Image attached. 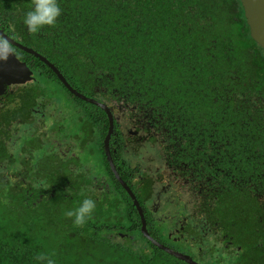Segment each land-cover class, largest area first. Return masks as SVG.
I'll return each instance as SVG.
<instances>
[{
  "label": "trees",
  "instance_id": "trees-1",
  "mask_svg": "<svg viewBox=\"0 0 264 264\" xmlns=\"http://www.w3.org/2000/svg\"><path fill=\"white\" fill-rule=\"evenodd\" d=\"M58 3L56 24L37 34L27 33L21 23L31 0H0V21L13 26L25 43L34 37L36 50L43 56L56 54L63 69L73 63L82 67L74 72L82 76L83 91L96 84L103 87L104 99L107 93L108 101L118 98L133 107L134 121L130 115L127 124H133L137 136H115L112 156L119 174H133L131 187L141 192H135V201L143 218L153 204L145 200L150 188L145 175L158 168L174 177L188 165L196 175L187 182L188 190H182L183 200H205L218 218L252 222L250 215L258 212L260 201L250 200L249 192L264 184V56L249 37L240 1ZM72 74L73 69L68 81H73ZM52 78L53 85L65 91L53 74ZM24 91V98H19L31 101L30 89ZM15 98L5 96L7 102ZM76 101L82 129L74 151L83 149L85 160H71L70 167L55 160L47 168L39 157L37 168L22 175L15 167V175L32 176V182L35 168L34 186L44 190L42 197L27 198V185L20 178L16 183L0 182V264H37L34 257L40 253L55 264H185L143 236L133 200L116 182L114 199L97 200L85 225L74 226L64 216L83 197H95L84 184L85 167L111 177L102 146L108 127L105 114ZM129 139L136 141L124 146ZM4 160L0 149V163ZM59 169L66 181L55 182ZM103 195L108 198L105 190Z\"/></svg>",
  "mask_w": 264,
  "mask_h": 264
},
{
  "label": "flooded vegetation",
  "instance_id": "flooded-vegetation-1",
  "mask_svg": "<svg viewBox=\"0 0 264 264\" xmlns=\"http://www.w3.org/2000/svg\"><path fill=\"white\" fill-rule=\"evenodd\" d=\"M0 31L12 41L31 48L34 52L44 57L48 63L62 74L71 88L87 98L104 103L109 108L113 120V129L109 141V152L113 163L112 154L114 155L116 153L117 138L125 137L128 133L132 134L134 137L137 136V133L131 129L133 124H127L129 123L128 120L130 115L132 116V121H134V114L132 115L133 107H128L127 104L122 103L118 98L108 101L110 95L107 93L105 96L106 99H104L101 96L103 87L96 84L89 86L83 91L82 88L85 83H81L82 76H77L74 72V70L78 69L80 66L73 63L70 64L71 68L63 69L56 54L43 56L40 49L36 50L33 44L34 37H29L27 43H25L20 35L15 33L13 26L2 21H0ZM39 44L38 41V45ZM11 47L16 57L24 62L30 71H32L34 79L24 85L7 86L4 95H0V149L1 156L3 158L5 157V160L0 163V182L2 184L6 181L16 183V180H19L20 176L14 174L15 167L16 170L20 171L21 175L23 171L33 167L37 168L40 160L38 156L40 146L44 148L47 147L51 151V154L54 155L56 161L62 163L66 167H70V158L76 156V151H74L76 142L74 139L68 137L67 133L70 134V129L64 131L67 132L66 134H56V130L61 127L58 122L60 117H74L78 114V118L82 119L80 115V103L77 102L76 99L90 105L88 106L90 111L101 110L99 107L78 99L68 92L60 83L52 69H50L45 62L40 60L39 57L29 53L25 55L20 54L17 51L20 49L14 44L11 45ZM82 63L83 62L80 64L82 65ZM45 66H47L48 72L45 70ZM71 69H73V83L68 81L70 80L69 76ZM52 74L70 95L68 96L65 93L69 98L68 107L60 106L49 97L48 88L50 85L54 84ZM57 87L64 91L60 86ZM27 89H30L31 93L34 94H31V101L29 102L20 99L21 97L24 98V90ZM92 89L94 91L93 96ZM10 95H15L17 98L7 102L5 96ZM261 101L264 104L263 98H261ZM262 108L264 109V107ZM62 109H64L63 112ZM101 111L104 113L103 110ZM45 122L48 123V129ZM50 123H57L55 125L56 127L54 129L49 128ZM114 127L118 128V133L116 130L114 131ZM115 136L117 138H115ZM24 138L34 139V145L27 144ZM135 141L136 139L126 140L123 145L129 146V142L134 144ZM26 152L30 153V156H27L25 154ZM79 163H81L80 160L78 164ZM191 164L197 170V163L193 161ZM114 167L116 172L117 169L120 170V167L115 164ZM147 167L150 169V166ZM35 168L33 171V182L31 179L32 176H22L20 178L22 183L27 185V198L33 197L34 194L38 197L44 195V190L42 192L34 186L35 183H38L34 176ZM84 171H81V173L84 174V184L87 185V188H89L88 190L95 193L93 199H114L115 182L117 184L120 183L111 171V177L103 174L96 167L87 170L85 167ZM47 172L49 171L47 170ZM121 172L125 174H119L118 172L117 174L127 190L121 184L120 185L130 193L129 196L131 200H136L137 198L135 197L137 196L135 192H141L132 188L134 187L132 184L133 174L128 171ZM58 173L59 175L55 177L57 180L55 182L66 181V176L63 171L59 169ZM174 175V177H170L165 170H158V168H156L155 174L145 175L146 181L150 187L149 190L146 191L145 200H153V204L147 206L151 213L144 216V225L148 237L162 247L159 248L161 251L163 250L166 255L181 262L183 261L176 258L171 253L186 256L196 264H210V260L212 263H218L219 261L223 262L225 259L228 260V264H264V192L261 191V189L264 190V184L259 183L256 188L249 192L250 200L260 201L258 212L255 211L253 215H250L253 217L252 222L249 224L240 223V226L234 231L231 228L234 227L236 221L229 217L218 218L215 214L213 215L211 205L204 204L205 200H183L182 194L184 192L182 190H188L185 186L189 184L187 182L196 175V172H192L191 168L187 165L180 173ZM124 177H128V180H125ZM142 185L143 183L141 182L137 184L136 187L140 188ZM103 190H105V194L108 198L103 195ZM178 192H180V194H178ZM151 193H155V195L151 196ZM47 195L52 196L51 192H47ZM160 202L164 205H169V208L165 210L163 206H160ZM180 204L184 206H180ZM145 218H148V220L146 221ZM164 222H167L166 225H164ZM160 225H164V229L158 230V226ZM145 238L151 242L147 237ZM236 241H239L240 244L236 243Z\"/></svg>",
  "mask_w": 264,
  "mask_h": 264
},
{
  "label": "water",
  "instance_id": "water-1",
  "mask_svg": "<svg viewBox=\"0 0 264 264\" xmlns=\"http://www.w3.org/2000/svg\"><path fill=\"white\" fill-rule=\"evenodd\" d=\"M244 20L246 23V26L248 27V34L250 38L259 45V47L262 49V53L264 55V0H239ZM0 36L7 37L5 34L0 31ZM10 41L11 45H16L20 50L32 54L36 57H39L40 60L45 62L50 69L54 72L60 83L70 92L74 97L81 99L83 101H86L90 104H93L97 107H99L101 110L104 111L107 117L108 121V128L107 132L105 134V137L103 138V151L105 158L110 166V171L113 173L115 178L119 181V183L126 189V186L119 178L114 164L111 160V155L109 152V141L112 134L113 129V120H112V114L109 110V108L101 102H98L94 99L87 98L84 95L80 94L73 88L69 86V84L65 81L64 77L61 73L58 72V70L52 66L48 61L34 52L31 48H28L18 42L12 41L9 37H7ZM34 77L32 76V71L25 65L24 62L20 61L16 55L13 53V55H10L6 61L0 62V95H3L6 92L7 86L10 85H19V84H26L30 81H32ZM127 190V189H126ZM130 194V193H129ZM134 206L136 207L139 215H140V221H141V228L140 231L143 234V236L147 237L154 245H156L159 248H162L157 242L153 241L151 238L148 237L147 231L145 229L144 225V218L142 216V211L140 207L138 206L137 202L134 200ZM176 258L182 260L184 263L187 264H196L192 260H190L186 256H182L177 253H171Z\"/></svg>",
  "mask_w": 264,
  "mask_h": 264
},
{
  "label": "clouds",
  "instance_id": "clouds-1",
  "mask_svg": "<svg viewBox=\"0 0 264 264\" xmlns=\"http://www.w3.org/2000/svg\"><path fill=\"white\" fill-rule=\"evenodd\" d=\"M60 14L61 7L58 0H31V5L22 16L21 23L27 33L37 34L46 26H54ZM10 55H13L10 41L7 37L0 36V62L6 61ZM96 206L97 200L85 196L74 208L66 210L64 216L71 218L74 226L81 227L91 218ZM34 259L37 264H55L54 259L44 253L36 255Z\"/></svg>",
  "mask_w": 264,
  "mask_h": 264
},
{
  "label": "rangeland",
  "instance_id": "rangeland-1",
  "mask_svg": "<svg viewBox=\"0 0 264 264\" xmlns=\"http://www.w3.org/2000/svg\"><path fill=\"white\" fill-rule=\"evenodd\" d=\"M231 29L234 30V28L231 26ZM235 31V30H234ZM49 91V97L52 101L58 103L60 106H66L68 107L69 105V98L67 97V95L65 94L64 91L60 90L58 87L54 86V85H50L48 88ZM66 109V108H65ZM69 110V109H68ZM64 111V109H62V112ZM59 124L61 125V127L59 129L56 130V134L60 135V133L64 130H68L70 129V134L68 135L69 138H72L75 140L76 143L80 142V133H78L79 129H81V119L78 118V114L75 115L74 117H70V116H64V117H60L59 119ZM57 122V123H58ZM57 123H50L49 128H55ZM47 129H48V123H46ZM27 141V144H33L35 143L34 139H29V138H24ZM84 150L77 147L76 150V156H73L70 158V162L72 160L73 163H77L82 160H85V153L83 152ZM38 156L42 158V160L44 161L45 167L49 168L50 164L52 162L55 161V157L54 155L51 154V151L46 147H42L40 146V151L38 152ZM57 159V158H56ZM256 211V210H255ZM240 226L239 222H236L234 224V227H232V230H236L238 227ZM236 243L240 244V242L236 241ZM215 260V258H214ZM210 264H228V260L225 259L223 262L219 261L217 262H211L210 260Z\"/></svg>",
  "mask_w": 264,
  "mask_h": 264
}]
</instances>
